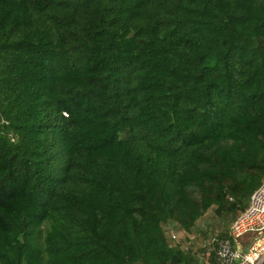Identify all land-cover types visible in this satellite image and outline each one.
<instances>
[{
    "label": "trees",
    "instance_id": "1",
    "mask_svg": "<svg viewBox=\"0 0 264 264\" xmlns=\"http://www.w3.org/2000/svg\"><path fill=\"white\" fill-rule=\"evenodd\" d=\"M263 180L264 0H0V264H206Z\"/></svg>",
    "mask_w": 264,
    "mask_h": 264
},
{
    "label": "built area",
    "instance_id": "2",
    "mask_svg": "<svg viewBox=\"0 0 264 264\" xmlns=\"http://www.w3.org/2000/svg\"><path fill=\"white\" fill-rule=\"evenodd\" d=\"M248 237L244 245L241 240ZM176 238L174 234L171 235ZM216 264H261L264 261V180L247 207L231 222L226 235L212 237Z\"/></svg>",
    "mask_w": 264,
    "mask_h": 264
},
{
    "label": "rangeland",
    "instance_id": "3",
    "mask_svg": "<svg viewBox=\"0 0 264 264\" xmlns=\"http://www.w3.org/2000/svg\"><path fill=\"white\" fill-rule=\"evenodd\" d=\"M221 220H219L215 215L213 209H209L206 214H204L198 221V227L195 231L191 233H185L183 231H177V230H171L169 229L167 232H170V234L176 235V240L174 242H178V244L182 245V247H192L194 250L202 248V246L205 244L209 246L208 250L206 251L205 256L202 258V260L206 264H211L212 261L211 255L214 251V243L211 244V240H206V237L201 233V230H207L212 231L210 236H217L219 234H222L228 230L230 225H224ZM231 224V223H230ZM202 234V235H199ZM198 236V237H197ZM174 239V240H175ZM214 254V253H213ZM215 259V258H214Z\"/></svg>",
    "mask_w": 264,
    "mask_h": 264
},
{
    "label": "crops",
    "instance_id": "4",
    "mask_svg": "<svg viewBox=\"0 0 264 264\" xmlns=\"http://www.w3.org/2000/svg\"><path fill=\"white\" fill-rule=\"evenodd\" d=\"M247 238H248V237L245 236V237L241 240V243L245 245V244L248 242ZM210 263H211V264H216L215 259H214V263H212V262H210ZM261 264H264V261H263Z\"/></svg>",
    "mask_w": 264,
    "mask_h": 264
}]
</instances>
